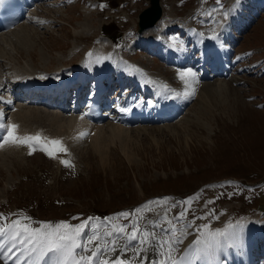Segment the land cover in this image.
<instances>
[{
    "label": "rangeland",
    "instance_id": "374dc122",
    "mask_svg": "<svg viewBox=\"0 0 264 264\" xmlns=\"http://www.w3.org/2000/svg\"><path fill=\"white\" fill-rule=\"evenodd\" d=\"M159 2V23L144 34L136 32V21L148 0H40L23 23L28 42L19 43L22 32L0 37L2 81L21 80L28 72L46 76L72 68L82 55L104 42L108 52L117 50L180 87L183 81L177 66L160 59L157 48L139 45L143 39L160 33L162 42L188 49L191 56L193 34L198 33L183 30L185 25L196 27L198 32L216 31L219 23L226 21L223 29L227 26L226 32L235 35L228 46L231 77L228 73L208 80L212 87L224 83L218 86L219 92L201 96L202 89L200 92L196 86V99L180 120L169 121L171 128L156 123L127 126L135 127L127 132L125 143L130 161L117 145H111L108 152L111 161L101 160L91 148L87 150L88 136L63 146L66 152L55 149L53 156L29 144L1 148L0 214L10 215V221L20 217L31 227H39L38 221L75 226L88 220L85 233L97 231L98 226L104 233L123 226L130 234L133 224L139 233L146 225L157 231L152 221L158 229L166 227L167 232L172 225L166 221L171 220L177 229L175 236L165 234L171 241L194 232L186 227L189 223L203 231H215L246 218L261 220L249 219L253 216L264 219V4L260 0ZM233 8L235 11H230ZM223 11H230V17L224 18ZM199 55L200 51H195L194 56ZM16 108L46 110L42 105L17 100L15 107L8 109L10 116ZM44 123L29 118L26 130L30 129L32 136L39 133L44 144L62 135ZM181 211L184 218L175 219ZM101 212L105 216L99 218ZM122 212L131 215L124 218L119 215ZM120 237L114 232L107 239ZM126 239L123 247L134 246L135 241L130 244Z\"/></svg>",
    "mask_w": 264,
    "mask_h": 264
},
{
    "label": "bare ground",
    "instance_id": "6f19581e",
    "mask_svg": "<svg viewBox=\"0 0 264 264\" xmlns=\"http://www.w3.org/2000/svg\"><path fill=\"white\" fill-rule=\"evenodd\" d=\"M36 1H38V0H24V3H25L24 9L25 8L27 10L29 8L31 9L34 6V3ZM260 1L264 2V0H260ZM159 7H160V4H159ZM19 10H20V8H19ZM160 10H161V7H160ZM24 14H25V11H24ZM24 18H25V15L22 17L21 23H18L19 25L17 27L14 26L15 28H13V30H11L5 34H2L0 37L3 39V38H6L7 34H9L8 37H10V34L12 36L15 33L19 34L22 32L24 34V35H22L23 41H21V42L19 41V43L28 42L30 40L29 35H27L26 33L23 32L25 30L23 29L22 23H24V21L26 20ZM158 23L159 22H157V24ZM157 24H155L154 26L145 28L144 30H142V32H140V34H144V32L146 30L154 29L157 26ZM185 29H186V27H185ZM223 30H224V32H226L227 26H226V29H223ZM219 32H220L222 37L218 38V42L214 43L215 46L212 48H209V45H208V41L210 40L211 36L208 39L203 38L201 40H200V34L197 36H194L195 43H194V46L192 47V51H191L193 54L190 53L191 56H189L188 50L174 46V44H172V43H164V42H162L163 39L156 37L155 34L153 36L148 37V39L147 38H145L143 40L141 39L143 42H140L139 45H141V46L145 45V46H148L151 48L157 47L156 53L159 54L160 59H162L164 61L167 60L166 62H170V63L176 65L178 68V71H177L178 75L185 70L191 69L192 67L194 69L197 68L198 72H194V69L193 70L191 69L192 72L195 73V81L196 82L192 83L191 77H186V79L188 80L187 85L183 81L182 84L180 85V87H175V86H173V83L171 82V80L168 79V77H166V76L162 77L160 75H155V74H153L152 71H148L147 68L142 67L143 71L145 72V73H143L144 76H146L148 78H154L155 79V81H153V82L146 79L147 84L145 86L148 89V91H150L152 93L153 96L148 98V95H145L144 97L137 95V96H135V98H133L134 91H132L130 88L124 89V86L119 84V83L116 84L117 86L115 84H113L112 86H113L114 90H118V87L120 88L119 94L116 95L117 101L112 105V107L104 108V109L110 108L109 111L103 112L104 111L103 109H101L99 111L100 122H98V123H95V122L90 121V120H86L85 117L81 113L64 114L62 112L55 110L54 107H46L43 105L42 106L46 110H49L52 112H49V111H46L43 109H39V108H37V109H31L30 108L28 110L25 108L18 110L16 108L17 110H15L14 114H12L10 116V120L9 119L7 120V118H8L7 115L10 112V111H8V109L15 107V103H16L15 101L18 99H16L13 102V104H11V105H9L7 103V102H9L10 99L12 100V98H10V94L9 95L6 94L5 91L3 90L4 87L7 85V83L5 80L2 81V79H1L0 80V124H3V127H0V148L4 147L6 145H9V144H11L13 147H14V145L17 147L21 145L18 143H12L11 141L4 142V138L6 137L4 133L7 130L8 124H15L18 126L16 129V135L18 137H20L21 139H23L26 136H32L31 130L30 129H28L30 131L26 130V127L28 126L27 121L29 118L30 119L32 118L33 120H37L38 124L45 122L44 124H47L46 126H48L50 129H57V130H55L56 133L57 134L61 133L62 135H60V136L56 135V136L52 137L50 140L58 139L62 142L63 146H67V145L72 144V143L77 144L80 140L85 139L88 136L87 139L89 141V145H88L87 150L90 151L89 148H91L90 152H92L94 155L98 156L101 160L105 161L108 159V161H111V159H109L110 154H108V152L111 151V145L112 146L117 145L119 147V150L123 154V156L128 161H130V159H131L130 149H129V147L125 146V143H126V137L128 135L127 132H129L131 129L134 130L135 127L134 128L126 127L124 124L130 123V121L125 119V118H122L120 113L118 112V110H115V108L120 109V107L122 106L121 101L124 98V93L121 91L131 90L130 91L131 93L128 94V96H127V107H130V106H133L136 104H139V105L141 104V107L143 109L142 110L143 112L141 115L145 116V118H143V116H141L142 119L144 120L143 122L148 123V124L156 123L157 126L165 127V128H171L170 126H168V125H170L169 119L177 118L175 120V122H177V120H180L181 116L184 114V111L185 110L188 111L189 106L192 105L191 100L193 98L196 99V97H195L196 96L195 95V93H196L195 87L196 86L200 87L199 91L202 89L201 90L202 92L200 91L202 93V94H200L201 96L204 93L207 94V96H211V94H213L217 91L219 92V87H221V84H224L222 82H219L217 84L215 83L216 87L210 86L209 83H213V82H211V81L208 82L207 80L209 77L203 76V74L207 72L208 75L210 76L211 72L209 70H207L206 72H204V70H201V69H203V67L208 68V65H210V63L212 66H214V65L220 66L221 63H223L224 65H227V66L225 69H222L221 71H225V70L230 71L231 65H230V63H228V64L226 63L227 59H225V56L223 55L225 50L222 48L223 46L219 42V40L223 39V41L225 40L226 42H230L231 40H233L235 38V36L231 35L230 33H227V32L221 33V30H219ZM7 44L12 47L13 43L10 44V42H9ZM105 44L106 43L103 42L100 44L99 48H95V50H91L87 54L85 53L83 55L84 58H82L81 60L76 62L74 64V67L68 68V69H63L61 71L58 70L55 74L50 75L51 77L47 76V77H42V78H53L54 75L59 80L62 78H67L72 73V71L75 70V68L83 67L85 64H89L90 62H93L94 60L98 61L99 71L102 70V67L107 69V68L114 65V61L107 59L109 57L113 58L112 60L119 62V64H125V65L128 64L127 66H130L131 68L136 69L138 72L142 71L141 69H139V67H141L139 64L127 60L126 56H123L121 53H119V51L113 50V51L108 52L107 49L104 48ZM4 47H5V45H4ZM142 47H144V46H142ZM8 48H10V47H8ZM199 49H201V54H200V57L197 58L194 56V53H195V51H197ZM210 56H211V58L208 59V57H210ZM87 59H90L91 61L87 62ZM208 61H210V62H208ZM198 62H200V64L198 66H196V64ZM202 65H203V67H202ZM204 65H206V66H204ZM157 74H160V73H157ZM197 79H202V80L197 81ZM21 80L25 84L26 82L31 81V75L30 74L26 75V77L25 76L22 77ZM161 82L167 83L170 85V86L168 85V88L170 89L169 92H166L165 94H163L164 89L161 86ZM199 82H204V83H199ZM174 85H175V83H174ZM225 85H226V88L228 89L227 83ZM8 88H9V85H8ZM113 88L111 87V84H110L108 89L113 90ZM193 89H194V94L185 95L186 92H192ZM203 89H204V91H203ZM168 93H170L169 95H172L174 93L175 99H174L173 103H167L165 101L167 99ZM197 97H199V96H197ZM156 101L158 102L157 104H156ZM145 104H148L149 107L151 105H154L155 108L150 109L151 112L150 111L146 112V109L148 107ZM48 105H50V103H48ZM139 105H137V106H139ZM177 106H179V107L183 106V107L180 108L181 109L180 113L175 115L174 112H175V108ZM66 111H69V110L66 109ZM105 113H106V116H104ZM102 116H104V117L102 118ZM25 124H27V126ZM144 129H145V127H144ZM81 132H85V133H87V135L81 137L79 135ZM132 133H134V132H132ZM40 144L41 143H39L37 145H40ZM18 149L19 148H17V150ZM82 151L84 152V154L86 153V150H82ZM82 151H81V153H82ZM108 161H107V163L109 164L110 162H108ZM246 220H248V219H246ZM246 220L235 221V224L234 223L229 224V225H238V227L234 229L236 231V233L238 234L237 237L234 240H229V241H224L222 238L220 247L213 249L207 255L202 253V254H200L199 258H197L195 256V254L193 253V250L190 246L193 245V242L196 240L199 233L192 231L191 234L187 233L188 235L186 237H182V238L180 237V239L182 240V243H178L176 245V247H174L172 245L176 249L174 252H172V256L173 257H175V256L180 257L181 255L187 254V259L182 261L183 264H191L192 262H195L196 264H201L200 263L201 258L209 259L210 264H252L254 261H255L254 264H257L256 262H258V261H259L258 264H264V254H262V252L259 251V249L257 248L259 240H261V241L264 240V221H261L258 219L257 220L252 219V220H248V221H246ZM236 222H238V223H236ZM239 222H244V223H239ZM227 228H228V226H226L225 229H227ZM225 229H223V230H225ZM145 230L148 231L150 234L154 235L155 239L157 241H159L160 243L156 244L155 249L151 245H149V246H147L146 252H141V254H140L141 257H144V256L147 257L146 260L144 261V264H149V262H152V261H156L159 264V262L166 261L168 259L167 255H166V253L168 252V246L165 244L163 247H161L160 245L163 244L164 240H169V238L165 235V233L163 234V233L152 230L150 225L149 226L146 225L144 228H142V230L140 231V235H142ZM219 230H221V229H219ZM223 230H221V231H223ZM94 231L95 230H93L91 233L90 232L84 233L81 237V240H86L87 236H91L94 234ZM205 232H207V230ZM152 235H150V238H149L150 241L152 239ZM100 236H101V240L94 242L93 245H91L90 247H95L96 243H100L101 245H103L105 243L106 237L102 233H100ZM117 240H116V245H115L117 251H115V252L108 251L106 253H103L99 257V259L100 260L106 259L109 261V264H112V261L116 260L117 258L124 260V264H141L140 259L136 256V249L139 248L140 246L135 242L134 246L129 247L127 249V251L125 252V251H123L125 249V247H123V245H121L124 242V238L120 237ZM263 243H262V245H264ZM7 246L8 247L10 246V242ZM108 247L109 248L112 247L111 241L108 242ZM120 249L122 250L121 252H120ZM77 251H78V253H82V255H90V253L85 254L81 249H77ZM17 255H18V251H17ZM51 255L52 254H49V256L46 257L45 260H43L41 264H48V261H49ZM30 258H31V256H29V259ZM2 259L4 261V258H2ZM14 260H17V258H15ZM8 261H10V260H8ZM11 263H13V262H11Z\"/></svg>",
    "mask_w": 264,
    "mask_h": 264
},
{
    "label": "snow or ice",
    "instance_id": "6c2138e0",
    "mask_svg": "<svg viewBox=\"0 0 264 264\" xmlns=\"http://www.w3.org/2000/svg\"><path fill=\"white\" fill-rule=\"evenodd\" d=\"M217 3H219V0H217ZM230 11H235V8ZM230 11H223V17L227 18ZM209 15L211 14L209 13ZM210 38L216 39L218 37L213 36ZM186 77H191L192 83L196 82L195 73H193L191 69L185 70L179 74L180 80L184 81L187 85L188 80ZM192 94H194V89L192 92L185 93V95ZM9 103H11V101H9ZM121 110L128 111L129 109ZM0 127H3V124H0ZM17 127L18 126L15 124L7 125V135L4 138V142L11 141L12 143L29 144L30 147L31 142H41L42 138L39 135L26 136L21 139L16 135ZM79 135L83 137L87 135V133L81 132ZM49 144L56 146V150L58 151H67V149L63 147L60 140L52 139L45 143L42 148V150L49 156H53L55 154L54 151L49 148ZM62 162L66 165L69 164L68 161ZM119 215L121 217L128 218L131 213L122 212ZM208 215H215V213L209 212ZM165 216H167V213H165ZM184 216L185 212L181 211L177 213L175 219L179 220L184 218ZM0 219L6 218L0 214ZM24 219L26 220L28 218L25 217ZM166 222L172 225L169 229H167L166 234L170 233L175 236L177 231L175 224H173L171 220H167ZM89 223L90 221L85 220L74 226L66 222H60L55 225L42 222L39 227H31L26 223H21V220L19 219L13 220L11 224L0 227V237H3L5 242H10V246L6 249L3 244H0V257L4 258V264H8V260L13 259L14 257L18 258L17 251H19L20 254L27 253L28 256L35 255V262H32V264H36V262L44 260L45 257L49 256V254L52 255L48 264H109L108 260H100L99 257L108 251H117L115 247L116 240L111 241V248L108 247V241H105L103 245L96 243L95 247H90L94 242L100 241L101 236L98 232L94 231V234L87 236L86 240H81V237L85 233V229ZM186 227L199 233L197 239L193 242V245L190 246L197 258H199L202 253L207 255L213 249L219 248L222 238L224 241H229L234 240L238 235L234 230L238 227V225H229L228 228L223 231L217 229L215 231L207 232L203 231L199 225H194L193 223H189ZM203 227L207 229L209 226L205 224ZM114 232L117 235H126V238L130 243L135 241L140 246L136 249V256L140 259L141 264H144V261L147 258L146 256L141 257V252H146L147 246L149 245L155 249L156 244L160 243L155 239L154 235L150 234L146 230L142 235H140L136 224L132 225V231L130 234H128L126 229L121 226L119 228H115L113 231L105 232L104 236L112 237ZM150 235H152L151 241L149 239ZM173 243H182V240L179 238H176L174 241L164 240L163 244L160 245L161 247L165 244L168 246V252L166 253L168 259L166 261L159 262V264H181L183 260L187 259V254L181 255L179 258H174L172 256V252L176 250L172 246ZM77 249H81L85 254L90 253V255H79V258L77 259ZM123 251H127V246ZM112 264H124V260L117 258L112 261ZM151 264H158V262L152 261Z\"/></svg>",
    "mask_w": 264,
    "mask_h": 264
},
{
    "label": "water",
    "instance_id": "95a60500",
    "mask_svg": "<svg viewBox=\"0 0 264 264\" xmlns=\"http://www.w3.org/2000/svg\"><path fill=\"white\" fill-rule=\"evenodd\" d=\"M159 0H148V6L137 14V32L154 25L160 16Z\"/></svg>",
    "mask_w": 264,
    "mask_h": 264
}]
</instances>
